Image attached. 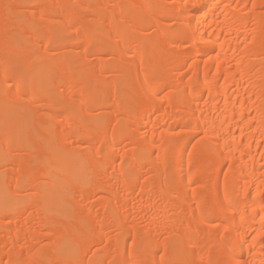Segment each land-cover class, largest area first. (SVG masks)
<instances>
[{"label":"bare ground","instance_id":"bare-ground-1","mask_svg":"<svg viewBox=\"0 0 264 264\" xmlns=\"http://www.w3.org/2000/svg\"><path fill=\"white\" fill-rule=\"evenodd\" d=\"M0 264H264V0H0Z\"/></svg>","mask_w":264,"mask_h":264}]
</instances>
